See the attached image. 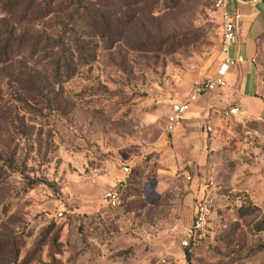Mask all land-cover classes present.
<instances>
[{"label": "rangeland", "instance_id": "rangeland-1", "mask_svg": "<svg viewBox=\"0 0 264 264\" xmlns=\"http://www.w3.org/2000/svg\"><path fill=\"white\" fill-rule=\"evenodd\" d=\"M220 43L216 0H0V264H188L198 198L166 126ZM213 109L191 262L264 264V119Z\"/></svg>", "mask_w": 264, "mask_h": 264}, {"label": "crops", "instance_id": "crops-1", "mask_svg": "<svg viewBox=\"0 0 264 264\" xmlns=\"http://www.w3.org/2000/svg\"><path fill=\"white\" fill-rule=\"evenodd\" d=\"M242 1L230 6L231 11L240 14V19L237 42L230 50L234 63L225 77L226 84L209 92L206 99L194 97L185 115L184 125L178 127L174 135V142L179 146L184 144L189 152L186 161L192 179L190 194L194 202L205 195L199 185L203 183L204 170H209V167L204 168L199 164L195 145L197 139H203L199 119L206 116L208 103L212 104L213 112L219 113L228 107L237 106L243 117L264 119V80L258 64V58L264 52V0ZM238 57L242 61H238ZM216 77L217 69L213 75V78Z\"/></svg>", "mask_w": 264, "mask_h": 264}, {"label": "built area", "instance_id": "built-area-1", "mask_svg": "<svg viewBox=\"0 0 264 264\" xmlns=\"http://www.w3.org/2000/svg\"><path fill=\"white\" fill-rule=\"evenodd\" d=\"M243 3L242 0H216V7L221 14V43L220 52L222 59L217 68L218 77H202L197 81L195 85V92L203 94L212 92L218 87H222L226 84L225 77L229 72L230 66L234 63V59L230 55L231 48L236 44L238 38V23L240 14L231 11L230 6L232 3ZM238 61H242L241 57L237 58ZM190 105L187 102L175 103L172 105V112L168 117L166 131L173 133L175 130L183 126L185 121V115L189 110ZM241 110L237 107H231L227 114L238 115ZM208 131H212V127H207ZM188 164L184 163L181 167L183 174L187 180H191V175L187 169ZM131 170L129 167L124 168V173L128 174ZM213 184V182H210ZM118 184L113 186L105 195L108 205L111 207H117L120 205V192L117 189ZM210 213L208 198H200L195 203L193 223L186 227V236L183 240V245L189 247L192 243L203 239L206 236V224L208 215ZM64 213L59 212V217H63Z\"/></svg>", "mask_w": 264, "mask_h": 264}, {"label": "trees", "instance_id": "trees-1", "mask_svg": "<svg viewBox=\"0 0 264 264\" xmlns=\"http://www.w3.org/2000/svg\"><path fill=\"white\" fill-rule=\"evenodd\" d=\"M209 216V215H208ZM197 245V242H194V243H192L189 247H185V256H186V260L188 261V264H192V262H191V257H190V254H189V251H191L192 250V248L194 247V246H196Z\"/></svg>", "mask_w": 264, "mask_h": 264}]
</instances>
